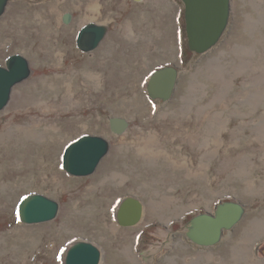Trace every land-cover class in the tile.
I'll return each instance as SVG.
<instances>
[{
	"label": "rangeland",
	"instance_id": "1",
	"mask_svg": "<svg viewBox=\"0 0 264 264\" xmlns=\"http://www.w3.org/2000/svg\"><path fill=\"white\" fill-rule=\"evenodd\" d=\"M89 23L109 31L82 53ZM12 55L33 73L0 111V264H65L80 240L101 264H264V0H232L203 55L188 47L182 0H10L0 66ZM169 66L175 91L153 99L151 79ZM113 118L125 132L111 130ZM87 134L111 151L93 175L69 176L65 148ZM28 194L59 202L57 218L20 223ZM126 197L143 204L137 225L119 223ZM226 202L244 206L241 222L216 246L194 244L192 220Z\"/></svg>",
	"mask_w": 264,
	"mask_h": 264
},
{
	"label": "water",
	"instance_id": "2",
	"mask_svg": "<svg viewBox=\"0 0 264 264\" xmlns=\"http://www.w3.org/2000/svg\"><path fill=\"white\" fill-rule=\"evenodd\" d=\"M10 0H0V19ZM185 6V22L188 47L190 51L203 55L215 48L226 31L231 17L232 0H182ZM71 15L64 16L69 24ZM109 28L89 23L78 33L77 48L82 53L95 51L106 38ZM33 73L30 62L21 55H12L6 66H0V111L11 101L14 88L25 82ZM178 79L176 67H164L154 74L150 82V95L153 99L168 101ZM129 124L125 119L113 118L111 130L116 134L126 131ZM111 142L97 135H83L65 148L62 168L72 177L93 175L102 160L111 151ZM60 212V203L42 194H28L19 203L18 221L26 225L42 224L53 221ZM144 207L134 197H126L118 209L121 226L137 225L143 216ZM245 208L237 202L220 205L216 214H201L192 220L188 232L189 239L201 247L219 244L225 231L232 230L244 217ZM102 252L93 243L80 240L67 252L65 264H101Z\"/></svg>",
	"mask_w": 264,
	"mask_h": 264
},
{
	"label": "bare ground",
	"instance_id": "3",
	"mask_svg": "<svg viewBox=\"0 0 264 264\" xmlns=\"http://www.w3.org/2000/svg\"><path fill=\"white\" fill-rule=\"evenodd\" d=\"M91 8H93V7H91ZM248 57H249V55H248ZM245 59V58H244ZM32 129V128H31ZM34 129V128H33ZM27 131V130H26ZM35 131V130H34ZM27 133L29 134V133H32V131H27ZM31 136V135H30ZM222 205V204H221Z\"/></svg>",
	"mask_w": 264,
	"mask_h": 264
},
{
	"label": "flooded vegetation",
	"instance_id": "4",
	"mask_svg": "<svg viewBox=\"0 0 264 264\" xmlns=\"http://www.w3.org/2000/svg\"><path fill=\"white\" fill-rule=\"evenodd\" d=\"M170 67V66H169ZM162 69V68H161Z\"/></svg>",
	"mask_w": 264,
	"mask_h": 264
}]
</instances>
